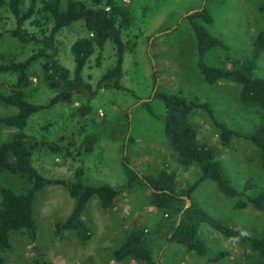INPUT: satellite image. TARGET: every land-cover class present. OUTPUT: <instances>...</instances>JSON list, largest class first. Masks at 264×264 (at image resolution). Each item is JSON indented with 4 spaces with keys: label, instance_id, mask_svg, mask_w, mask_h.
I'll return each mask as SVG.
<instances>
[{
    "label": "rangeland",
    "instance_id": "374dc122",
    "mask_svg": "<svg viewBox=\"0 0 264 264\" xmlns=\"http://www.w3.org/2000/svg\"><path fill=\"white\" fill-rule=\"evenodd\" d=\"M82 1L95 6L93 0ZM116 1L129 9L132 18L130 25L122 28L126 48L121 87L98 86L117 59V48L109 40L103 47H96L83 70V80L91 88L33 114L23 130L34 143L33 164L41 174L70 182L110 184L119 191L116 205L104 208L97 197L89 201L82 218L92 236L82 241L73 230H56V224L71 214L75 198L59 184L45 186L37 192L34 201L36 239L23 230L12 231L10 245L0 251L4 264H148L134 257L115 258V250L136 226L145 230L157 264H247L246 246L206 224L201 227V237L208 245L205 254L172 240L174 219L150 204L149 185L130 184L128 169L152 176L166 169L175 174L180 190L200 176L197 167L182 166L169 145L165 133L167 108L156 92L177 93L199 103L209 102L217 118L244 135L256 129L264 119L263 112L241 104L237 83L221 81L211 85L205 80L199 68L193 22L204 25L229 46V51L219 47L210 50L206 62L231 68L229 57H250L253 41L260 32L264 33V0ZM29 5L30 0H23L22 9L26 11ZM66 6L67 0H62L61 7ZM204 7L212 15V22L190 17L192 11ZM15 27L16 19L8 3H1L0 65L37 55L28 68L25 97L33 103L48 104L59 90L50 82L47 62L50 58L57 60L73 78L76 63L71 47L91 32L79 20L59 30L53 40L49 39L53 20L43 10L41 0L32 18L25 22L30 35L39 40H18L11 34ZM256 73L264 77V54ZM17 81V72L0 69L1 92L10 94L18 90ZM17 111L16 107L0 101V117ZM194 120L200 140L216 147L242 194L227 197L218 191L214 181L206 179L194 191L193 200L224 222L253 235L260 234L264 214L252 206L248 197L264 189V169L252 157L255 151L252 141L243 136L233 137L228 145L222 144L204 109H197ZM18 131L0 124V139H12ZM248 182L252 188L245 190ZM3 186L23 192L27 183L19 175L2 171L0 188ZM241 201L249 204L240 206Z\"/></svg>",
    "mask_w": 264,
    "mask_h": 264
},
{
    "label": "trees",
    "instance_id": "16d2710c",
    "mask_svg": "<svg viewBox=\"0 0 264 264\" xmlns=\"http://www.w3.org/2000/svg\"><path fill=\"white\" fill-rule=\"evenodd\" d=\"M39 2L40 0H30L29 8L24 11L22 9L23 0H0V4L8 3L16 19V27L11 34L22 42L39 40L30 35L25 28V22L32 18ZM41 2H43V10L53 20L49 39L53 40L59 30L79 20L84 21L91 35L77 40L71 47L76 63L73 78L70 76V71L60 66L57 60L50 58L47 62L46 69L51 79L50 82L59 90V93L48 104L33 103L25 97L24 89L29 84L28 68L37 55L22 62L0 65L2 71L18 73L19 86L18 90L10 94L0 91V101L18 109L14 114L0 117V124L19 130L12 139L3 141L0 139V172L6 171L19 175L27 183V188L23 192H17L6 186L0 188V251L10 245L12 231L23 230L31 239H36L37 223L34 201L37 192L47 185L59 184L75 198V206L71 214L64 222L56 224V230L57 232L73 230L82 241H87L92 236L90 227L82 218L89 201L97 197L102 207L113 208L119 195L118 189L106 183L93 185L85 184L81 180L70 182L45 177L33 164L34 143L27 139L23 130L28 126L33 114L57 103L62 98L70 99L73 94L91 88V85L83 80V70L96 47H103L109 40L117 48V59L114 67L109 69L98 82V86L106 84L121 87L126 48L122 38V28L130 25L132 19L130 11L116 0H93L95 6H89L82 0H67L65 9L61 7L62 0H41ZM190 17H201L206 22L213 21L206 7ZM193 26L198 40L199 68L205 80L211 85L221 81L237 83L240 86L241 104L258 108L264 115V77L256 73L258 62L264 54V33L260 32L253 41L250 57L232 59L228 56L232 64L229 68L212 65L205 60L207 53L213 48L219 47L229 51L227 43L212 34L204 25L193 22ZM2 35L3 32L0 30V37ZM156 95L165 102L167 108L165 133L169 145L174 150L179 163L185 167H197L200 176L189 187L180 190L175 174L166 169L157 176L140 175L136 170L128 169L130 184L138 182L143 186L149 185L150 204L163 209L168 217L174 219L171 230L172 240L198 254H205L208 251V245L201 237V227L206 224L222 235L246 246L247 264H264V228L260 234L253 235L213 216L200 202L193 200L194 191L206 179L214 181L218 191L227 197L242 194L235 186L226 164L219 158L216 147L200 140L194 120L197 109H204L209 114L219 132L222 144L228 145L233 137L249 138L255 147L252 157L263 169L264 119L251 134L244 135L217 118L209 102L199 103L177 93L156 92ZM80 173L81 171L78 174ZM251 188L252 184L246 183L245 190ZM185 198L192 199L189 207L185 205ZM248 200L254 208L264 214V189L254 196H249ZM247 204L249 203L245 201L239 203L240 206H247ZM179 217L180 222L178 223ZM114 254L117 260L134 257L148 264H157L147 242L145 230L138 226L130 230L126 240L115 250ZM4 263V257L0 255V264Z\"/></svg>",
    "mask_w": 264,
    "mask_h": 264
},
{
    "label": "water",
    "instance_id": "95a60500",
    "mask_svg": "<svg viewBox=\"0 0 264 264\" xmlns=\"http://www.w3.org/2000/svg\"><path fill=\"white\" fill-rule=\"evenodd\" d=\"M196 11H192L191 13L193 14V13H195ZM187 202H186V207H189L190 205H191V199L190 198H187V200H186ZM180 222V217H179V219H178V223Z\"/></svg>",
    "mask_w": 264,
    "mask_h": 264
},
{
    "label": "built area",
    "instance_id": "2783aa9c",
    "mask_svg": "<svg viewBox=\"0 0 264 264\" xmlns=\"http://www.w3.org/2000/svg\"><path fill=\"white\" fill-rule=\"evenodd\" d=\"M47 264H53V263H50V262H49V263H47Z\"/></svg>",
    "mask_w": 264,
    "mask_h": 264
},
{
    "label": "clouds",
    "instance_id": "9594fccd",
    "mask_svg": "<svg viewBox=\"0 0 264 264\" xmlns=\"http://www.w3.org/2000/svg\"><path fill=\"white\" fill-rule=\"evenodd\" d=\"M244 235H247V233H244Z\"/></svg>",
    "mask_w": 264,
    "mask_h": 264
}]
</instances>
